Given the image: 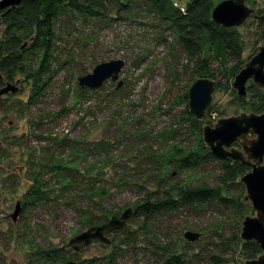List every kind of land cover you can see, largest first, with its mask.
<instances>
[{"label": "rangeland", "instance_id": "374dc122", "mask_svg": "<svg viewBox=\"0 0 264 264\" xmlns=\"http://www.w3.org/2000/svg\"><path fill=\"white\" fill-rule=\"evenodd\" d=\"M187 1L174 0L173 5L184 6ZM220 1L215 0L214 5ZM244 3L253 11L242 24L234 27L242 43V67L264 43V0H244ZM108 7L106 17L99 22L91 20L73 30L58 29L59 48L53 62L57 72L46 88L45 97L38 102L27 104L32 79H27L26 74L15 72L11 80L4 74L6 77L1 79V86L11 83L18 91L0 97V138L3 139L0 264H40L36 260L38 249L63 247L77 233L120 213V207L129 205L133 209L137 199L156 189L158 179H165L167 183L178 181L180 185H215L221 175L220 163L209 160L202 161L197 168L180 170L174 178L167 177L173 167L168 162L171 154L166 150L175 144L196 148L202 141L201 131L200 138L197 135V123L186 118L184 97L191 84L204 76L191 74L192 64L174 43L171 32L162 28L145 9L131 7L125 14L116 11L115 6ZM3 28L1 25L0 37ZM115 59L124 61L117 79L121 81L119 87H116L117 80L109 79L98 89L79 91L78 76L91 72L97 63ZM216 66L212 63L211 67ZM210 79L225 81L220 73ZM233 92V89L215 86L207 105L210 109L203 118L197 119L200 128L213 125L219 118L255 112L246 103L251 100L250 93L244 99L245 106L235 99ZM167 135L171 139L166 140ZM62 138L68 145L83 147L79 151L81 157L94 143L101 140L107 143L105 150L112 161L101 164L96 177L103 179L109 196L102 201L95 198L92 213L99 219L104 210L117 213H107L106 219L96 223L80 220L67 204L70 197L57 192L53 173L45 165L63 157L77 158L67 145L58 144ZM105 155L99 154L104 160ZM85 156L87 162L98 158L92 153ZM83 173L84 177L89 175L87 171ZM240 177L223 194L237 203V209L232 204L225 207L217 203L183 206L153 218L150 233L141 230L138 219L131 216L123 230L107 233L114 239L111 244L93 241L78 252L77 259L71 258L72 251L66 249L65 263L71 260L104 264L116 252L115 264H160L154 246L172 243L185 260L184 264H222V259H228L227 264H244L240 226L243 217L254 211L249 202L242 201L245 191L238 184ZM35 178L48 195V200L38 205L32 204L28 194ZM17 201L21 203V212L13 222L9 214ZM70 202L90 207L93 200L79 193ZM126 231L133 233L134 242L129 247L121 246L118 241ZM185 231L198 232L200 236L188 242L183 238ZM212 255L218 260L214 261Z\"/></svg>", "mask_w": 264, "mask_h": 264}, {"label": "trees", "instance_id": "16d2710c", "mask_svg": "<svg viewBox=\"0 0 264 264\" xmlns=\"http://www.w3.org/2000/svg\"><path fill=\"white\" fill-rule=\"evenodd\" d=\"M173 1L22 0L15 7L4 8L0 10L1 25L4 26L0 37V84L1 79L6 76L7 80H11L15 72L24 73L27 79H32L31 93L27 104L38 102L45 97L46 88L50 85L53 76L57 72V69H54L53 62L56 60L54 57L59 48L56 43V40L60 38L58 29L73 30L80 25L89 23L91 20L99 22L100 19L106 17L108 6H115L116 11L119 12L120 10L125 14L130 12L131 7L145 9L157 19L162 28L171 32L174 43L180 47L181 52L191 62L190 72L193 76L212 78L215 77V74L220 73L225 81L222 83L216 80V89L232 90L229 82L242 68V43L239 33L234 27H223L212 21L210 12L215 0H188L184 5V12L175 7ZM61 24L62 27L60 26ZM212 63L217 64L215 69L211 67ZM79 89V91H91L87 88L79 87ZM247 90V93L251 95V100L246 102L249 109L255 112H263L264 89H260L250 83L247 85ZM233 95L237 101L246 106L244 101L246 96L238 97L235 92H233ZM184 98L186 102V118L197 123V135L200 138L201 128L198 120L188 112L187 96ZM77 99H79V95ZM208 109H210L209 106H207L205 111H208ZM170 137L167 135L166 140L171 139ZM65 140V138H62L58 144L60 146L67 145V148L71 149L77 158L63 157V160L52 161L51 164L45 165L53 173L56 186L58 187L57 192L61 196L70 197L67 204L75 210L80 220L101 222V220L106 219L107 213H117L116 211L104 210L100 219L92 213L95 198L102 201L103 198L109 196L103 179L96 177V174L101 169L99 166L112 161L105 150L107 143L101 140L94 143L90 149H85L83 151L85 155L88 153H92L94 156L98 155V158H93L87 162L86 156L81 157L79 154L83 147L80 148L74 143L73 145H68L69 143H65ZM194 148L175 144L170 146L169 150L165 149L168 154L172 155H170L168 162L173 167L167 177L170 179L174 178L175 174L182 169L197 168L202 161L217 160L220 163L221 175L218 176L216 184L180 185L178 181L167 183L163 181L165 179H158L156 181L157 187L154 191L145 193L132 204L133 213L131 216L138 219L141 230L145 229L147 233H150L152 231L151 222L153 218L159 214L173 212L183 206H205L217 203L225 207L231 204L235 208L239 207L233 199L223 194L228 193V188L235 182L236 177H240L249 167L238 161L217 158L211 155L201 140L200 146ZM101 152L106 154L105 160L104 157L99 156ZM80 163L83 165L80 166ZM84 171H87L89 175L82 176ZM42 182L44 181L42 180ZM129 182H134L135 186H139L135 181ZM81 184H84V187H81ZM79 193L87 200H93L90 207H82L70 202L71 200L74 201L79 196ZM28 194L33 200L32 204L35 205L48 200L47 191L43 190V184L37 178H35V185L31 187ZM123 207L120 208L122 209ZM123 229L124 226L108 229V232ZM113 241L114 239L111 238V243ZM118 241L123 247L131 246L134 242L132 231H126ZM168 243L170 244V242ZM154 247L157 249V252H154L155 256L161 259L160 264L185 263L183 257L176 252L177 247L174 244L155 245ZM65 250L63 247L38 249L36 255L37 263L65 264ZM240 251L246 259L254 258L261 252L256 242H244L242 240ZM117 254L116 252L111 254V258L104 264H115ZM77 256L78 252L72 251L70 257L77 259ZM211 258L214 261L218 260L215 255H212ZM221 262L222 264H227L229 260L222 259ZM75 264L83 263L75 262Z\"/></svg>", "mask_w": 264, "mask_h": 264}, {"label": "water", "instance_id": "95a60500", "mask_svg": "<svg viewBox=\"0 0 264 264\" xmlns=\"http://www.w3.org/2000/svg\"><path fill=\"white\" fill-rule=\"evenodd\" d=\"M21 1L0 0V10L15 7ZM252 11L245 5L244 0H221L213 6L210 17L215 23L229 28L242 24ZM262 20H264V16H262ZM123 65V59L97 63L91 72L78 76V87L95 90L101 87L106 80L116 81ZM248 82L264 89V43L234 75L230 86L238 97H245ZM120 84L121 81L117 80L116 87H119ZM215 86L214 80L199 77L189 87L187 106L188 112L194 118L201 119L204 117ZM17 91V86L6 83L0 88V96L7 93L14 94ZM201 139L211 155L238 161L249 167L241 175L239 182L245 191L242 201L249 202L254 213L243 217L239 237L244 242H256L261 251L256 257L246 259L244 264H264V112H241L237 115L219 118L213 125L202 126ZM235 143L239 147L234 146ZM20 209V202L17 201L10 214L12 221L17 219ZM132 213L133 209L126 207L119 215H111L106 221L89 226L77 233L68 240L64 247L78 251L89 246L93 241L109 245L111 239L105 235V230L123 227ZM199 236L200 233L192 231H185L183 234V238L188 242L197 240ZM65 264H75V262L68 260Z\"/></svg>", "mask_w": 264, "mask_h": 264}, {"label": "flooded vegetation", "instance_id": "af4514ba", "mask_svg": "<svg viewBox=\"0 0 264 264\" xmlns=\"http://www.w3.org/2000/svg\"><path fill=\"white\" fill-rule=\"evenodd\" d=\"M1 87H2V86L0 85V88H1ZM4 95H5V94H4ZM0 97H1V96H0ZM2 146H3V139L0 138V149L2 148ZM234 146L239 147V145H238L237 143H236V145H234ZM20 207H21V203H20ZM126 207H129V206H125V207H123L122 210H123L124 208H126ZM20 212H21V209H20ZM20 212H19V214H18V216H17V219L19 218ZM11 213H12V212H11ZM11 213H10V214H11ZM10 214H9V217H10ZM119 214H120V213H118V214H114V215H119ZM112 215H113V214H112ZM10 219H11V218H10ZM17 219H16V220H17ZM129 219H130V218H129ZM129 219H128V220H129ZM16 220H15V221H16ZM11 221H12V220H11ZM15 221H13V222H15ZM114 228H117V227H114ZM114 228H113V229H114ZM111 229H112V228H111ZM107 233H108V230H105V235H106V236H108ZM110 239H111V238H110ZM63 248H64V249H70L71 251H73L70 247H66V246L64 247V246H63ZM82 249H83V248H82ZM82 249H80V250H82ZM80 250H78L77 252H79ZM74 252H76V251H74Z\"/></svg>", "mask_w": 264, "mask_h": 264}, {"label": "built area", "instance_id": "2783aa9c", "mask_svg": "<svg viewBox=\"0 0 264 264\" xmlns=\"http://www.w3.org/2000/svg\"><path fill=\"white\" fill-rule=\"evenodd\" d=\"M176 6L179 8L180 11L184 12V6H181V5H177Z\"/></svg>", "mask_w": 264, "mask_h": 264}]
</instances>
